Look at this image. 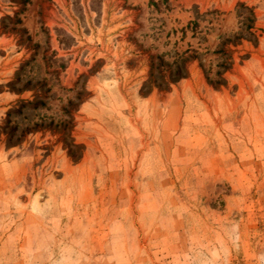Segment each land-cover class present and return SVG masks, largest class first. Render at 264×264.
<instances>
[{
    "label": "rangeland",
    "instance_id": "rangeland-1",
    "mask_svg": "<svg viewBox=\"0 0 264 264\" xmlns=\"http://www.w3.org/2000/svg\"><path fill=\"white\" fill-rule=\"evenodd\" d=\"M0 264H264V0H0Z\"/></svg>",
    "mask_w": 264,
    "mask_h": 264
}]
</instances>
